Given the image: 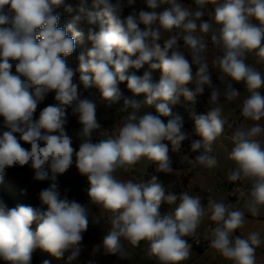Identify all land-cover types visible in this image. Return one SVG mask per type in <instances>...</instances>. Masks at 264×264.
<instances>
[{
  "label": "clouds",
  "instance_id": "clouds-1",
  "mask_svg": "<svg viewBox=\"0 0 264 264\" xmlns=\"http://www.w3.org/2000/svg\"><path fill=\"white\" fill-rule=\"evenodd\" d=\"M142 2L144 9L137 13L133 8L122 18L123 9L133 7L137 0H91L92 10L85 7L87 0H80L73 22L58 27L55 9L64 6L65 0H0V117L7 129L0 134V177L6 168L28 165L35 172L34 179L43 181L48 178L47 166L54 180L75 158L80 174L90 183L89 205L96 206L110 225L102 242L104 254L125 258L124 242L139 247L146 241L149 259L182 264L192 253L187 238L197 235L208 216L215 223L210 249L232 264H258L260 232H251L247 238L234 235L245 222V212L239 207L211 197L205 207L200 195L186 191L179 197L165 195L155 177L144 183L121 180L116 174L133 169L142 159L155 164L157 171L172 174L170 152H178L189 136L182 117L173 115L170 105L181 95L194 101L206 88L210 89L208 111L194 116L195 131L202 139L191 143L192 151L201 154L192 162L215 167L218 161L208 153L225 125L231 128L221 98L226 103L237 101L240 91L233 85L242 83L248 95L239 114L256 123L234 129V147L228 155L234 166L227 179L247 182L240 197L246 198L245 207L252 216L260 215L264 210V124L259 123L264 120V73L247 58L254 54L264 64V0H192L188 5L182 0ZM209 4L214 11L204 20ZM66 10L73 8L69 5ZM81 20L94 27L88 33L91 47L78 57L77 81L66 59L83 37L75 26ZM208 40L217 50L211 62ZM145 64L161 71L159 82H153L149 71L143 76L129 74V69L139 70ZM213 68L219 72L223 91L213 83ZM122 82L133 94L119 110L126 115L112 135L98 132V108L101 104L111 108L121 99ZM81 85L84 90L99 88V100L84 97L78 91ZM50 92L55 93L56 103L34 119L39 103ZM140 94H144L142 101L135 99ZM148 106H155L156 114L142 111ZM69 109L81 125L75 137L78 151L65 130ZM39 199V208H8L0 201V259L31 264L34 250L40 248L58 258L70 253L67 261L71 264L82 250L88 208L62 196L55 182L39 193ZM177 199L173 212L160 214L162 203L172 205Z\"/></svg>",
  "mask_w": 264,
  "mask_h": 264
},
{
  "label": "trees",
  "instance_id": "trees-1",
  "mask_svg": "<svg viewBox=\"0 0 264 264\" xmlns=\"http://www.w3.org/2000/svg\"><path fill=\"white\" fill-rule=\"evenodd\" d=\"M185 2H189L191 0H183ZM71 6L73 8L72 12L66 10L67 6ZM80 7V0H65V5L57 7L55 9V13L59 15V23L58 27H64L66 24L73 22L74 17L77 15L76 9ZM85 7L89 10H92L91 0H87ZM133 8L138 13L139 10L144 9L145 5L142 0H137L136 5L133 7H126L123 9L122 18L129 15ZM76 29L83 33L82 39H78L75 45L74 53L66 59L67 65L75 70V79L78 81L79 79V55L81 53L86 54L88 49L91 47V42L88 40L89 29L94 26L89 25L85 20H81L76 22ZM141 30H144L145 26L143 24L140 25ZM71 35V33H69ZM15 72V68L12 69ZM145 71L151 72L153 82H159L161 78L160 70H152L149 68L147 64L144 65L139 70L129 69V74L135 73L137 76H143ZM213 83L220 87L218 80L213 77ZM189 88H193L192 85L188 86ZM221 88V87H220ZM119 89L122 93L121 99L114 104L111 108H106L103 104L100 105L97 111V122L100 124L101 129L98 132L103 131L109 127H111L113 120H115L117 114V107L124 105L125 98L133 97V94L130 90L127 89L126 82H122L119 84ZM82 93L84 97H91L99 100L100 98V90L99 88L93 86L88 90H84L81 85L78 89ZM222 91V90H221ZM55 93L50 92L47 94L46 98L39 103L36 113L34 114V119L39 118V113L43 108L48 105L55 104L56 101L54 99ZM144 97V94H140L135 97V99H139ZM210 98V89H205L202 95H198L194 101L187 100L183 95L179 97V100L176 104L170 105L172 114L179 115L182 117L184 130L188 133L189 138L181 143V147L178 152H170V157L172 161V168L174 172L172 174H165L163 172H159L156 169V165L150 164L148 165L145 173V177L147 180L152 181L153 177L156 178V182L159 183L165 192V195L171 193L178 196L180 192L179 185L184 187L187 183V177H182L179 173L184 166V159L188 158L190 161L194 160L196 156L200 155V151H192L191 143L194 140H201L202 138L195 131V121L194 116L199 114H206L208 111V100ZM150 112L156 114L155 106H149ZM165 122L167 118H164ZM81 125L79 123L78 117L71 113L69 109L67 112V123L65 125V130L67 133L73 137L74 143L73 147L78 151L79 141L76 140V133L80 130ZM7 129L3 125V117H0V134H2ZM43 131V130H42ZM98 133H94L96 136ZM18 136V134H17ZM21 144L25 148H30V145L21 141ZM202 151V150H201ZM209 154V153H208ZM193 163V162H192ZM194 164V163H193ZM45 171L48 174V178L40 181L34 179L35 172L34 170L28 166H14L11 168H6L5 173L2 177H0V201H2L8 208H14L19 205L32 206L34 208L41 207V201L39 199V193L49 187L53 182L58 185V188L61 192V195H67V198L71 200H75L87 207L88 196L87 190L90 187L89 180L86 175L80 174L78 168L75 164V158H73L72 165L63 173V174H55V179L53 180L54 174L51 169L45 166ZM169 204L162 203L159 212H163L168 208ZM46 208V206H43ZM88 221H91V215L88 212ZM36 225H32V229L35 230ZM91 234L87 228V231L83 235V241L89 239ZM40 249V248H37ZM67 253V252H66ZM65 253V254H66ZM31 264H34L31 262Z\"/></svg>",
  "mask_w": 264,
  "mask_h": 264
},
{
  "label": "rangeland",
  "instance_id": "rangeland-1",
  "mask_svg": "<svg viewBox=\"0 0 264 264\" xmlns=\"http://www.w3.org/2000/svg\"><path fill=\"white\" fill-rule=\"evenodd\" d=\"M182 2L188 5L191 4L192 0L189 2L182 0ZM212 11H214V6L209 4L205 9L206 15L203 17V19L208 20ZM167 35L168 34H165V36ZM207 42L209 43V62H211V58L217 54V50L211 45L210 40ZM180 43L181 45L183 44L182 41H180ZM258 59L259 58L254 54H249L247 62L254 66L261 73H264V64L258 63ZM218 75V70L213 68L212 76L217 79ZM218 83L221 87V90L223 91V85L220 84L219 81ZM233 86L240 91L239 99L234 103H226L223 102V97L221 98L224 106V115L228 117L230 111L233 113L230 119H228V124L231 125V128H229L228 125H225L222 136L217 138L213 144L212 152H209L208 154L210 157H215L217 159L218 162L216 166L213 168H205L203 166L193 164L192 161H190L188 158H185L183 169L177 174L181 175L182 177H187L188 181L184 187L179 185L180 192L177 197H179L182 192L186 191L191 195H200L202 198L201 202L205 207L207 206L209 197L217 202H224L226 204L230 203L228 188L231 186L232 182L228 181L227 176L229 170L234 166V162L228 159V155L234 147L231 141V136L236 127L247 128L253 123H256L250 120H245L239 114L242 101L248 95L246 88L242 83H234ZM261 94L264 95V89L261 90ZM143 99L144 97H141L138 100L142 101ZM123 106L124 105L117 107L115 120H113L111 127L105 130L108 135L113 134L114 129L119 127L120 118L126 115V113L119 112ZM142 111H150V107H145L142 109ZM259 123L264 124V120H261ZM149 164V161L142 159L133 169L128 171L121 170L118 172L116 174L117 178L121 180L132 179L137 182L144 183L151 182L145 177L146 169ZM234 184H238V182ZM240 184L245 186L247 182L242 181ZM245 203L246 198H244L237 206L240 208V210L245 212V222L243 227L238 229L234 235L247 238L251 232H260L262 243L256 249V256L258 264H264V210L261 211L259 216H252L247 211ZM178 204L179 199H177L174 204L169 205L168 208L160 214L166 215L170 212H173ZM87 208L91 215V221L88 225V230L91 234V237L85 241H82V250L79 256L73 260L71 264H159L157 260L149 259L145 255V251L148 247V243L146 241H142L139 247H131L128 246L127 242H124L125 251L127 253L125 258H121L119 254H104L102 242L110 230V225L107 224L106 219L102 216L100 210L96 206L89 205V203H87ZM212 224H214V222H212L208 216H205L197 229V236L210 239V226ZM97 246L101 247L97 249ZM191 250V257L188 260L183 261L182 264H232L231 261L220 256L217 252H215V250L210 249L209 244L206 251H200L193 247ZM69 254L70 253H66L63 257L58 258L52 255L50 252L44 251L42 249H35L32 254L31 262L34 264H43V261L47 260L49 261V264H68L67 256ZM0 264H8V262L0 259Z\"/></svg>",
  "mask_w": 264,
  "mask_h": 264
},
{
  "label": "built area",
  "instance_id": "built-area-1",
  "mask_svg": "<svg viewBox=\"0 0 264 264\" xmlns=\"http://www.w3.org/2000/svg\"><path fill=\"white\" fill-rule=\"evenodd\" d=\"M248 185H241L240 182L238 184L232 183L231 186H229V201L230 204H234L235 206H238L239 203L244 199L240 197V190L244 189L246 190ZM207 196V195H206ZM215 226V223L210 226L212 229ZM188 242L191 244V246L197 250H207L209 240L201 236H195L193 238H187Z\"/></svg>",
  "mask_w": 264,
  "mask_h": 264
},
{
  "label": "crops",
  "instance_id": "crops-1",
  "mask_svg": "<svg viewBox=\"0 0 264 264\" xmlns=\"http://www.w3.org/2000/svg\"><path fill=\"white\" fill-rule=\"evenodd\" d=\"M233 108H234V107H233ZM236 110H237V109H236ZM230 113H231V111H230ZM230 117H231V116L228 115V119H230ZM228 121H229V120H228ZM232 127H233V126H232ZM241 182H242V181H241ZM241 182H240V183H241ZM246 185H247V184H246Z\"/></svg>",
  "mask_w": 264,
  "mask_h": 264
}]
</instances>
